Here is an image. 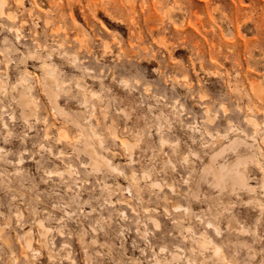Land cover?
<instances>
[{
    "label": "rangeland",
    "instance_id": "374dc122",
    "mask_svg": "<svg viewBox=\"0 0 264 264\" xmlns=\"http://www.w3.org/2000/svg\"><path fill=\"white\" fill-rule=\"evenodd\" d=\"M10 11L27 24L0 17V264H264V0Z\"/></svg>",
    "mask_w": 264,
    "mask_h": 264
},
{
    "label": "bare ground",
    "instance_id": "6f19581e",
    "mask_svg": "<svg viewBox=\"0 0 264 264\" xmlns=\"http://www.w3.org/2000/svg\"><path fill=\"white\" fill-rule=\"evenodd\" d=\"M23 3V2H22ZM9 5V0H0V17H2V18H4V19H7L8 21H11V25H9V27H8V29L10 30V32H14V33H16L17 35H18V37H19V35H21V28H23L26 24H27V22L25 21V20H20L19 19V17H18V15L14 12V11H10V12H6V7ZM217 9H218V7H217ZM108 15L111 17V18H113V14H111V13H108ZM15 21H20V24L17 26L16 24H14L13 22H15ZM118 23H120V24H122V22L120 21V20H118ZM2 26H5L4 24H2ZM6 27V26H5ZM160 28L161 29H163L162 28V26H160ZM213 28V27H212ZM215 30V29H214ZM212 49H213V52H214V54H212L211 56H210V59L211 60H213L214 62H218L219 60H220V57H221V53H220V50H221V47H219L218 45H216L215 43H212ZM145 51H146V49H145ZM210 55V54H209ZM76 61V57L73 59V61L72 62H75ZM0 66H1V59H0ZM0 72H1V67H0ZM55 76V70H53V69H48V68H44V74H43V86H44V89H45V91L47 92V94L49 95V96H51V97H54V99H55V102L57 103V99H58V96H57V94L56 93H54V91L51 89V83H55V86L56 87H59V84L57 83V82H55L54 80H53V77ZM24 82L25 83H28L29 82V78L28 77H26L25 79H24ZM128 82L129 81H127V80H122L121 82H119L122 86H128ZM257 85V84H256ZM255 85V89H258L257 88V86ZM259 85V84H258ZM77 87H78V89H84L83 88V86H81V85H77ZM125 88V87H124ZM148 88V87H147ZM149 90V89H148ZM259 91H261V90H258L257 91V93H256V96L257 97H259L260 99H263L262 97H264V96H262L261 97V93H258ZM93 96H97V93H94L93 94ZM202 98H204L203 96H201ZM152 98H154V97H152ZM24 102L26 103V105L28 106V107H31L32 106V103L30 102V100H29V98L28 97H25L24 98ZM83 106H85V107H87L88 106V101L85 99L84 101H83ZM262 111V110H261ZM205 114H206V117H207V120L209 121V122H213L214 121V118H212L211 116H210V111H209V109L207 108V110L205 111ZM13 118V117H12ZM247 123H249L250 125H252L253 127H254V129H255V132H254V134H257L259 131H260V124L257 122V121H255V119L254 118H252V117H249V116H247V118H246V120H245ZM5 124V123H4ZM6 125V124H5ZM4 125V126H5ZM5 127H7V126H5ZM94 133V135L95 136H99L96 132H93ZM209 133V135L210 136H212L213 137V135L210 133V132H208ZM218 136L221 138H224L225 137V135L223 136L221 133H218ZM116 138L118 139V141L123 145V146H125L126 148H128V150L131 152L132 151V146H133V144H132V142H130L127 138H124V137H121L120 135H116ZM222 138L219 140V141H222ZM226 138V137H225ZM70 139V138H69ZM101 143H102V141H101ZM165 143H167V141L166 140H162V145H164ZM85 145H86V150H85V152H91L90 151V143L88 142V140L85 142ZM135 146V145H134ZM133 146V147H134ZM165 146V145H164ZM1 150H3V148L1 149L0 148V151ZM92 150V149H91ZM176 151V150H175ZM175 153H177V152H175ZM60 154H61V152H60ZM92 156V155H91ZM217 157L218 156H215V157H213L212 158V162L214 163L216 160H217ZM64 160V159H63ZM188 160V159H187ZM187 160H185L186 162H187ZM92 161H94L95 163L96 162H98V159H97V157H95L94 155H93V157H92ZM102 160H100V162H101ZM170 162H171V160H170ZM20 163V162H19ZM260 165V167L263 169V166L261 165V164H259ZM239 166H241L240 164H236V167H237V171H236V174H235V182L237 183V184H245V175H244V173H243V171L242 170H240V169H238V167ZM72 167V166H71ZM211 168H212V166H210ZM244 167V166H243ZM73 168V167H72ZM177 168V167H176ZM175 168V169H176ZM241 168H242V166H241ZM214 169V168H213ZM226 170V167L225 166H221V168L219 169V171H216L215 169H214V174H215V177H217L218 178V180H219V182H221L222 180H223V178H224V175H223V173H224V171ZM208 171V170H207ZM245 172V171H244ZM61 174H62V172H61ZM51 175H52V173H51ZM79 175V174H78ZM137 174H133V180H135V176H136ZM143 175H145V173L143 174ZM205 175V174H204ZM137 177V176H136ZM181 207H177V209H180ZM134 209V208H133ZM137 213V212H136ZM208 224H210V223H208ZM208 226H213V225H208ZM44 228V227H43ZM189 229V228H188ZM40 230V229H39ZM44 230H45V228H44ZM41 233V232H40ZM44 233H45V231H44ZM30 233H28V235H29ZM27 235V236H28ZM26 236V235H25ZM30 236V235H29ZM28 236V237H29ZM33 236V235H32ZM32 238V237H31ZM31 238H27V241H26V237H25V241H26V248L28 249V250H30V251H40V250H36L35 249V247L33 246V244H32V240H31ZM32 241V242H31ZM213 241H210V243H212ZM204 244H206L207 242L206 241H204L203 242ZM45 244V243H44ZM53 244V246L55 245L54 244V242L52 243ZM214 244V243H213ZM48 245V244H47ZM218 249H217V252H219L220 250H222L221 248H220V246L219 247H217ZM165 250V249H164ZM218 255V254H217ZM24 257H27V254H24ZM189 260V259H188ZM232 264H234V263H232Z\"/></svg>",
    "mask_w": 264,
    "mask_h": 264
}]
</instances>
